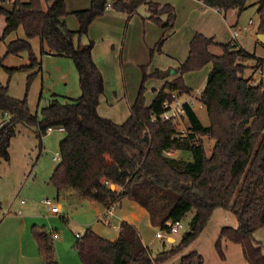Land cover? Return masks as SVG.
<instances>
[{
	"label": "trees",
	"instance_id": "1",
	"mask_svg": "<svg viewBox=\"0 0 264 264\" xmlns=\"http://www.w3.org/2000/svg\"><path fill=\"white\" fill-rule=\"evenodd\" d=\"M202 1L222 11H240L246 6V0ZM3 2L13 3L14 8L6 11L0 6L5 16L1 37L18 25L25 34L9 40L6 52L26 50L29 58L27 65L8 70L39 69L40 61L29 41L37 35L50 53L72 59L80 94L60 99L53 93L38 113L30 110L25 96L11 95L0 81V109L9 115L0 122V156L9 158L8 146L19 122L35 126L39 137L46 133L47 126H62L59 160L49 175L57 192L74 189L105 207L129 197L145 207L151 222L162 229H168L167 222L180 220L194 209L188 229L176 242L158 251L145 245L137 227L127 220L120 221L113 239L86 226L73 243L82 263L163 264L196 239L213 209L222 207L235 215L237 225L221 226L215 241L217 251L223 253L221 241L228 239L241 245L250 264H264V243L254 236V231L264 226V83L252 84L250 77L243 75L248 66L245 61L252 54L236 41L218 42L195 32L186 58L175 68L176 76L165 80L149 103L144 95L148 74L142 70L129 114L116 122L97 109L103 75L92 57L93 40H83L90 22L104 12L108 0H90L87 7L74 10L76 29L69 28L65 21L69 12L65 0H0V4ZM143 3L147 4L150 18L161 26H173L175 12L169 3L112 0L111 6L130 14ZM256 11L257 30L264 32V0H258ZM161 13L167 14L164 19ZM164 37L163 33L157 39V49ZM211 45L219 46L220 52H213ZM207 62L211 68L196 100L206 108L209 123L204 125L192 105L184 101L182 118L186 126L179 129L177 119L162 118L163 100L168 98L169 90L189 94L191 88L185 84L183 74ZM35 70L28 74L27 83ZM204 137L212 141L209 150ZM168 149L184 150L189 156L169 155L165 152ZM111 183L117 187L112 188ZM31 233L44 264H61L52 232L34 223ZM200 260L201 255L191 250L181 254L179 264Z\"/></svg>",
	"mask_w": 264,
	"mask_h": 264
},
{
	"label": "crops",
	"instance_id": "2",
	"mask_svg": "<svg viewBox=\"0 0 264 264\" xmlns=\"http://www.w3.org/2000/svg\"><path fill=\"white\" fill-rule=\"evenodd\" d=\"M111 1L108 0V3H111ZM151 1L160 4L169 3L174 8L175 18L172 27L161 26L150 18L147 4L145 3L139 5L130 14L109 6L105 8L102 14L96 16L90 22L87 33L83 37V40L91 39L94 42L92 57L103 75V81L107 77V73L112 75L119 73V68L121 67L120 72L124 76L126 83L124 87L114 86V94L116 98L118 96L122 97V99L126 97L128 108L136 96L141 81V79L139 80L141 71L139 65L143 67L147 64L145 72L148 75L153 74L157 76L160 81L159 86H161L165 80L176 76L175 68L186 58L189 40L195 32L212 36L214 41H231V29L234 25H237L240 15V11L237 8H229L226 11H222L216 9L214 6L205 4L202 0ZM89 3L90 0H65L66 8L69 12L64 18L69 28L76 29L78 27V20L73 11L87 7ZM166 15V13H161L159 16L164 19ZM4 26L5 16L0 13V56L2 57L0 62V81L7 85L11 95L20 97L23 92L24 94L32 92L34 97L39 87V80L43 83L44 68L49 67L53 62L57 65L60 62L66 65L64 70H61V64L58 67L59 76L65 81L68 71L70 72V68L73 69L72 66H74L72 59L67 56L50 53L46 43L37 35L30 37L29 41L33 52L40 61L39 69L35 67H23L9 71V68L27 65L29 58L28 53L24 50L17 54L6 52L9 40L25 36L22 25H18L16 29L1 37ZM163 33L165 37L160 48L157 49L155 43ZM256 33L258 34V30H256ZM236 42L238 45L241 43L238 38H236ZM214 46L216 45H211L210 49ZM43 48L44 51H42ZM39 51H42L41 57L38 55ZM118 62L120 66L117 67ZM204 65L207 67L208 73L211 63L207 62ZM34 70L33 84L27 91L25 84L27 83L28 74ZM127 79H131L130 84L127 83ZM132 89H134V94ZM157 90L155 89L156 94ZM201 90H193L191 88V92L186 94L187 97L183 101L196 98V95ZM76 93L78 92L76 91ZM102 94L103 92L99 98L98 111H100L99 106L100 99L103 98L101 97ZM106 100H108V94H106ZM191 105L194 108L193 101ZM198 106L203 105L198 102ZM2 114L5 116V119L9 116L5 111ZM177 153L179 154V150H177ZM116 187L117 185L114 184L113 188ZM58 195L59 193H57ZM78 198L83 207L88 202V206L94 212V217L91 220L77 222V225L82 227V229L85 226H91L100 235L113 239L118 234L120 221L127 220L137 227L143 243L149 247L152 245L157 231H154V228L158 227V225L151 222L148 211L137 201L129 197H122L108 210L103 204L90 198L85 196ZM21 202H24L23 199L20 200ZM57 203L59 205L57 212H51L49 207L46 206L50 216H55L61 211L62 206L59 202ZM21 207L23 208L24 205L19 204L17 208L11 205L0 220V264H44L43 258L38 252L36 241L32 236L31 225L34 223L43 224L51 232L53 225L49 227L45 222V218L40 213L34 212L30 207H27L25 214H23ZM219 208L222 207L213 209L207 224L197 238L181 253L167 259L163 264H179L181 254L191 250H195L201 255L200 262L195 264H250L244 257L241 245L238 242L223 238L221 241L223 253L220 254L217 251L215 241L221 226L237 225V219L230 210ZM14 210L16 213H20V215L16 216L10 213ZM258 229L254 231V236ZM73 233L75 237L71 232L63 229L61 237L58 234L55 235V254L61 264L66 263L64 248L71 255H75V252H77L73 248V243L77 237L76 234L81 233V231L76 229L73 230ZM257 237L255 236L256 239L264 243L263 236L257 235ZM157 238H164L161 242V249L169 247L171 242L178 240L173 234ZM157 247L153 251L161 250L159 246Z\"/></svg>",
	"mask_w": 264,
	"mask_h": 264
},
{
	"label": "rangeland",
	"instance_id": "3",
	"mask_svg": "<svg viewBox=\"0 0 264 264\" xmlns=\"http://www.w3.org/2000/svg\"><path fill=\"white\" fill-rule=\"evenodd\" d=\"M258 6V0H246V6L240 10L237 25L245 24L249 18L253 21L248 24L247 29L242 30L237 36L240 40V45L252 55L246 59L245 63L248 65L243 75L250 76L256 75L254 73V66L259 62L264 61V41H261L256 33L258 25V13L256 11ZM261 32V31H260ZM33 51V48L31 46ZM214 52H220L219 46L211 48ZM214 49V50H213ZM26 51V50H24ZM27 52V51H26ZM28 53V52H27ZM42 51H39L38 55L41 57ZM61 70L66 68V65L62 62ZM54 62L44 68L43 83L39 80V87L36 95L33 97V93L30 92L21 94L20 97H26L29 108L32 112L40 111V108L45 104L48 97L51 94H55L60 99L64 97H77L80 94V88L78 86V75L75 66L70 68L68 76L65 81L59 76L58 67ZM74 64V63H73ZM120 66L118 62L117 67ZM139 80L142 78V70H147V64L143 67L140 66ZM121 70V67L119 68ZM114 75L107 73V77L104 78V90L100 99V114L102 116L113 119L116 122H122L129 114V108L127 106L126 97H117L114 94V86H125V78L120 72ZM207 74V67H202L190 70L187 74H183L184 82L193 90L203 89L205 78ZM33 78L26 83L25 87L28 91L29 87L33 84ZM139 83V81H137ZM127 83H131V79H127ZM137 83V85H138ZM159 78L153 74L147 75L144 80V95L145 102L149 103L155 96L159 86ZM135 84V83H134ZM42 89V90H41ZM41 90V91H40ZM76 91L78 93H76ZM134 94V89H132ZM200 93V92H199ZM198 93V94H199ZM106 94H108V100H106ZM197 94V95H198ZM186 93L180 94V100H185ZM29 98V99H28ZM194 110L204 125L209 123L208 114L204 106H198L196 98H192ZM0 109V122L5 119ZM102 112V113H101ZM178 121L179 129H185L186 122L181 118H176ZM16 133L10 139L8 146L9 158L4 159L0 156V220L11 205L15 208L20 205H24L22 213L25 214L27 207L33 209L34 212L40 213L44 218L46 224L52 226L53 239L55 235H63V229L71 232L75 237L73 230L79 229L81 233L84 228L77 225V222L91 220L94 217V212L88 202L84 205L78 197L82 195L74 189H62L57 192L55 186L49 182V175L59 160L58 146L59 140L63 136L64 131L54 128L52 131H46L41 137L35 132V126L29 125L24 122H19L15 126ZM204 142L207 150H209L212 141L207 140L204 137ZM183 157H188V152L179 150V154ZM57 193L59 195L57 196ZM45 197H50L53 201H57L61 204V211L55 216H50L46 204L43 202ZM23 199V203L20 200ZM89 200V199H88ZM94 201V200H93ZM97 202V201H96ZM224 209V208H219ZM16 210V209H15ZM15 210L10 212L13 215L19 216L20 213H16ZM194 209H190L180 220V226L178 230L172 234L179 239L181 234L188 229V221L193 213ZM233 215V214H230ZM51 224V225H50ZM162 229L160 226L155 227L154 231ZM262 234V235H261ZM263 236L264 242V227L259 228L256 231L255 236ZM259 238V237H257ZM164 239V238H162ZM162 239L154 236V241L150 246L152 250H156L157 246L162 248ZM262 240V239H261ZM55 245V241H54ZM66 263L65 264H83L78 253L71 255L68 251H65Z\"/></svg>",
	"mask_w": 264,
	"mask_h": 264
},
{
	"label": "built area",
	"instance_id": "4",
	"mask_svg": "<svg viewBox=\"0 0 264 264\" xmlns=\"http://www.w3.org/2000/svg\"><path fill=\"white\" fill-rule=\"evenodd\" d=\"M111 6V3H107L106 7ZM218 9L217 7H215ZM252 22V19L249 18L248 21L243 25H234L231 29L232 34V41H236L237 36L241 33L242 30L247 29L248 24ZM254 73L256 75H250V82L252 84H257L258 82L264 83V61L259 62L254 66ZM168 98H165L163 100V107L164 110L161 114L162 118L168 119V118H181L182 115L185 113V107L183 105L184 101L180 100L179 96L180 94L177 91L169 90L167 91ZM190 104L192 103V100L188 101ZM201 104V103H200ZM6 114H8L7 111H5ZM54 128H57L59 130H63L62 126H47L46 131H52ZM169 155H175L177 153V150L174 149H168L165 151ZM59 153V152H58ZM43 202L46 204V206L49 207L51 212H57L59 210V205L57 202H54L50 197H45L43 199ZM113 204H110L108 207H106L108 210L111 209ZM168 229H159L156 231L155 235L157 237H165L167 234H172L173 232L178 230V227L180 226L179 220L173 221V222H167ZM80 233H77L76 235L79 236Z\"/></svg>",
	"mask_w": 264,
	"mask_h": 264
},
{
	"label": "water",
	"instance_id": "5",
	"mask_svg": "<svg viewBox=\"0 0 264 264\" xmlns=\"http://www.w3.org/2000/svg\"><path fill=\"white\" fill-rule=\"evenodd\" d=\"M0 6L2 8H4L6 11H12L13 8H14V5L13 3L11 2H3L0 4ZM258 37L261 41H264V32H258ZM111 187L113 188L114 187V184L111 183Z\"/></svg>",
	"mask_w": 264,
	"mask_h": 264
}]
</instances>
